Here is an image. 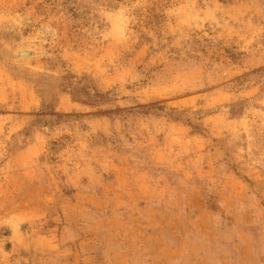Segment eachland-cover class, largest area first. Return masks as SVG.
I'll list each match as a JSON object with an SVG mask.
<instances>
[{
	"label": "rangeland",
	"instance_id": "374dc122",
	"mask_svg": "<svg viewBox=\"0 0 264 264\" xmlns=\"http://www.w3.org/2000/svg\"><path fill=\"white\" fill-rule=\"evenodd\" d=\"M0 264H264V0H0Z\"/></svg>",
	"mask_w": 264,
	"mask_h": 264
},
{
	"label": "bare ground",
	"instance_id": "6f19581e",
	"mask_svg": "<svg viewBox=\"0 0 264 264\" xmlns=\"http://www.w3.org/2000/svg\"><path fill=\"white\" fill-rule=\"evenodd\" d=\"M34 52L33 51H24L23 52H20L18 53V56L20 57H30V56H34Z\"/></svg>",
	"mask_w": 264,
	"mask_h": 264
}]
</instances>
